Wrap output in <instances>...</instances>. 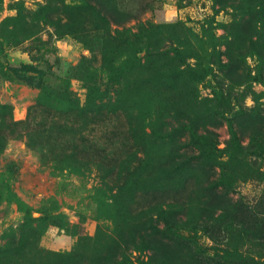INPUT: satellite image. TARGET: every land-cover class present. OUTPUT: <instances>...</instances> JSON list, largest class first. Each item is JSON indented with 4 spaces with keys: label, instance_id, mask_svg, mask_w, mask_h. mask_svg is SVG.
Wrapping results in <instances>:
<instances>
[{
    "label": "rangeland",
    "instance_id": "obj_1",
    "mask_svg": "<svg viewBox=\"0 0 264 264\" xmlns=\"http://www.w3.org/2000/svg\"><path fill=\"white\" fill-rule=\"evenodd\" d=\"M0 105V264H264V0H0Z\"/></svg>",
    "mask_w": 264,
    "mask_h": 264
},
{
    "label": "trees",
    "instance_id": "obj_2",
    "mask_svg": "<svg viewBox=\"0 0 264 264\" xmlns=\"http://www.w3.org/2000/svg\"><path fill=\"white\" fill-rule=\"evenodd\" d=\"M43 93H50L51 95H53L55 97H59L64 92L56 91L55 88L50 87L46 83H44V85H43ZM69 100H70V107H71L69 109L70 113H80V112H82L84 110V108L77 102V100H75L73 98H70ZM6 107H8L7 104H3L2 105L3 109H6ZM51 108H53V107H51ZM60 111H62V110L59 109V112ZM86 112L87 111L84 112V115H87ZM90 115H94V119H93L94 122H96L98 120H99V122H102L105 119L106 120L107 119L111 120V117L108 115V113L107 112L105 113L103 110L99 111V108H97L96 111L92 112ZM28 119H29V121L27 122V124L29 125L30 124V114H29V118ZM75 122H77V121H75ZM9 124H10V126L14 127V126L19 125L20 122L18 120L12 119ZM45 126L46 125L44 123H39L33 129H35V130H39L40 129L41 130ZM229 127H230L231 132L235 133L234 125L232 123H230ZM194 133L196 134V136L199 135V133L196 130H194ZM116 135H117V132L114 131V136H116ZM225 216L229 219L228 220L229 222H230V220H231V222H233V221H235L238 218H242L243 219L244 213L242 212L240 214L234 215V214H232V212L228 211V212L225 213ZM254 228H256V226L251 227V230H253ZM250 235H251V233H249V236ZM194 259H195V262L197 264H216L217 263V261H215L214 258L209 256V255H206L205 257H197V256L195 257L194 256ZM220 264H224V263L220 262ZM231 264H260V263L255 258L244 257V258H241V260H232Z\"/></svg>",
    "mask_w": 264,
    "mask_h": 264
},
{
    "label": "crops",
    "instance_id": "obj_3",
    "mask_svg": "<svg viewBox=\"0 0 264 264\" xmlns=\"http://www.w3.org/2000/svg\"><path fill=\"white\" fill-rule=\"evenodd\" d=\"M6 88H11V92H14L16 89L18 90L17 85L12 84V85H8ZM15 100L20 101L19 103V108H17V111L20 113V116L16 115V118H24L26 117L27 114V102H28V98L26 96H22V95H17L13 97ZM19 99V100H18ZM17 112V113H18Z\"/></svg>",
    "mask_w": 264,
    "mask_h": 264
}]
</instances>
